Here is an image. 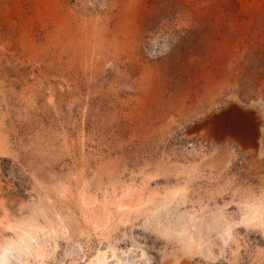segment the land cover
<instances>
[{
	"label": "rangeland",
	"instance_id": "obj_1",
	"mask_svg": "<svg viewBox=\"0 0 264 264\" xmlns=\"http://www.w3.org/2000/svg\"><path fill=\"white\" fill-rule=\"evenodd\" d=\"M127 187L155 196L113 212L104 237L77 192ZM258 199L264 0H0L9 264H35L26 243L46 264H87L99 246L118 264H264V214L245 221ZM31 216L55 227L19 226L18 243L7 222Z\"/></svg>",
	"mask_w": 264,
	"mask_h": 264
},
{
	"label": "bare ground",
	"instance_id": "obj_2",
	"mask_svg": "<svg viewBox=\"0 0 264 264\" xmlns=\"http://www.w3.org/2000/svg\"><path fill=\"white\" fill-rule=\"evenodd\" d=\"M180 189H181L180 187H175L174 190L175 192L176 191L178 192ZM125 190L126 191L122 192L120 195L114 194L113 196L110 197L103 195L104 197L102 196L103 198L101 199H99L96 196H92V194H88V192H86L84 189H79L77 192L79 206H80V213L82 214L83 219L85 220V222L90 224L94 230H99L103 234L102 236L104 237L107 235L108 227L111 225L112 222H114L112 220L114 219L113 212L117 213L121 217L123 214H126V210L127 211L129 209L132 210V207L139 208L142 204H144L145 198L146 200H148L155 196L152 194L153 192L152 193L147 192L144 198L141 192L133 193V189H130L128 187ZM169 200L170 197H167V199L165 198L162 204L167 203ZM249 207L251 208L252 211L249 214V216H246L245 214L246 216V219L244 218L245 221L254 222V223H257L258 221L260 222L262 220V215L264 214L263 213L264 199H258L251 202L249 204ZM116 220L118 222L119 218ZM7 223H11L9 227L13 230L14 234L16 235L15 238L18 243L25 241L23 237L19 235L17 232V228L19 226L34 227L35 230L37 231L49 230V228L55 227L53 223L47 220L45 217H44V222L38 220L37 217L31 216L26 218V220L15 219L13 221L10 220V222ZM226 235H227V239L234 237L232 235V230L229 228L226 231ZM26 246L28 247L29 250L33 251L31 257H32V261H34L35 264H46L43 249L38 248L36 246L34 247L28 243H26ZM7 247L2 246L0 248V264H9V255H8L9 251ZM118 262H122V257L120 252L117 253L112 248L103 250L99 246L96 248L94 253L88 256L87 264H118ZM179 264H186V263L181 262Z\"/></svg>",
	"mask_w": 264,
	"mask_h": 264
},
{
	"label": "crops",
	"instance_id": "obj_3",
	"mask_svg": "<svg viewBox=\"0 0 264 264\" xmlns=\"http://www.w3.org/2000/svg\"><path fill=\"white\" fill-rule=\"evenodd\" d=\"M239 135H242V137H248L249 138V133H251L248 129H243L240 128L239 131H237ZM240 137V136H239Z\"/></svg>",
	"mask_w": 264,
	"mask_h": 264
}]
</instances>
